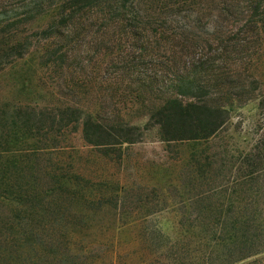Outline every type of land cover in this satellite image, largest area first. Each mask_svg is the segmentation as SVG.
I'll use <instances>...</instances> for the list:
<instances>
[{"label":"trees","instance_id":"trees-1","mask_svg":"<svg viewBox=\"0 0 264 264\" xmlns=\"http://www.w3.org/2000/svg\"><path fill=\"white\" fill-rule=\"evenodd\" d=\"M192 3L176 0L159 16L166 21ZM151 6L153 1L145 0H71L45 14L44 44L34 54L17 39H0V76L16 69V84L28 93V98L0 101V264H78L89 250L85 237L91 215L123 199L111 186L103 192L92 189L75 168L73 150L58 137L79 129L83 142L109 159L119 158L154 128L166 144L220 139L219 151L198 164L214 176L206 179L201 173L197 181L203 189L183 201L176 237L159 225L141 223L136 254L164 249L173 261L184 254L197 259L195 264H264V94L244 95L249 84L230 80L223 65L200 67L202 58L193 69L206 78L191 77V69L186 77L177 75L182 58L197 49L184 37L176 42L185 40V45L174 41L171 51L176 75L169 79L162 62L149 73L148 66H156L151 61L163 58L158 41L165 33L163 23L152 22ZM99 23L113 29L110 37L107 29H97L101 34L94 37L96 51L108 58L102 66L108 77L102 80L96 76L99 65L82 57L84 40ZM117 34L128 38L126 45L119 46ZM11 53L12 61H4ZM35 54L36 74L57 67L67 94L55 96L43 83L30 92ZM235 117L262 122L253 127V144L231 155L220 133ZM127 224L120 222L117 234Z\"/></svg>","mask_w":264,"mask_h":264},{"label":"rangeland","instance_id":"rangeland-1","mask_svg":"<svg viewBox=\"0 0 264 264\" xmlns=\"http://www.w3.org/2000/svg\"><path fill=\"white\" fill-rule=\"evenodd\" d=\"M70 1L0 0L3 5L0 7V39L5 43H11L17 39L21 41L23 50L27 48L34 54L36 48L44 44L41 31L48 22L45 14L53 13L55 7ZM145 1L147 3L153 1L152 22H155V25L163 23L165 26L164 40L158 41L164 49L161 52L164 54L163 58L151 61L156 66H148L149 73L152 74V71L159 69L157 66L162 62L166 67L165 73L169 74V79L176 75L172 70L171 51L175 45L174 41L178 47L185 45V40L179 44L176 42L177 39L184 37L193 42L197 49L195 48L194 55L182 58L183 62L179 65L177 75L186 77V72L191 69L194 70L193 74H190L191 77L206 78L207 75L200 69H193L198 65L197 59L202 58L200 62L205 61V63L200 67H212L211 64L223 65L225 74L230 80H242L249 84L243 90L244 95L259 97L262 93L264 94V0H194V3L181 8L177 14L172 13L166 17V21L159 16L162 13L161 8L171 6L176 0ZM258 2L261 4L260 8L254 9L253 6ZM163 10L167 12L165 8ZM112 13H114L113 10L109 15ZM42 14H44L43 17ZM97 29L99 32L107 29L108 36H112L113 29L106 27V24H97L92 28L91 37L88 36L84 40L82 57L86 63L89 61L99 65L96 76L102 80L108 77L103 70L108 58L96 51L97 41L94 37L101 34L96 33ZM155 34V30L150 32L152 36ZM115 39H120L119 46H123L126 45L128 38L117 34ZM88 51L90 53L86 57L85 54ZM13 55L14 53H11L4 58V61H12ZM217 57H220L219 61ZM32 58L34 72H30L29 75V81L32 84L30 92L36 93V85L43 83L55 96L59 91H63L64 95L67 94L66 89L63 88L60 70L52 67L37 70L36 74V54ZM18 79L19 74H16V69H7L6 73L0 76V101L28 98L27 91L16 84ZM253 80H256L255 84L250 83ZM234 91L240 93V90L234 89ZM59 99V97L54 98V103ZM260 121L258 117H254L252 120L240 122L239 117H235L221 131L220 136L228 142L231 155L242 152L245 147L253 144L257 136L253 127ZM67 133L65 137H58L59 141L73 150L75 168L79 169L88 181H91L94 185L92 189L103 192L106 186H111L119 195L123 194V199L113 205V209L102 210L100 213L91 215L85 237L89 250L81 255V259L76 263L195 264L198 262L193 256L183 254V257L177 258L176 263L172 260L173 256L164 249H151L142 254H136L139 252L136 243L143 235L139 224L145 223L149 227L159 225L167 231L169 236L176 237L175 231L179 212L183 211V201L203 189L200 188L201 182L197 181L201 173L206 175V179H209L211 175L214 176V172L199 168L198 164H206L204 157L218 153L220 139L213 140L209 144L199 143V145L166 144L160 141L158 130L154 128L142 141L123 150L119 158L114 156L108 159L83 142L79 129L75 133ZM221 159L225 158L222 156ZM207 187L203 191H206ZM153 212L156 213L152 214ZM145 213L146 216H144ZM120 222H131V224H127L123 233L117 234L115 228Z\"/></svg>","mask_w":264,"mask_h":264}]
</instances>
